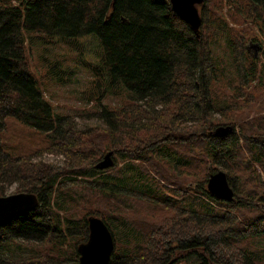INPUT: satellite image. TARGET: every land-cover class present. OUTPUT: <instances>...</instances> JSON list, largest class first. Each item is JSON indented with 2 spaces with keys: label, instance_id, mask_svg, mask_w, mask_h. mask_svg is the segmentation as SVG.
I'll list each match as a JSON object with an SVG mask.
<instances>
[{
  "label": "trees",
  "instance_id": "obj_1",
  "mask_svg": "<svg viewBox=\"0 0 264 264\" xmlns=\"http://www.w3.org/2000/svg\"><path fill=\"white\" fill-rule=\"evenodd\" d=\"M199 12L197 38L169 0H0V196L16 182L39 200L0 226V264L76 261L88 215L114 237L109 264H264V49L261 67L248 49L262 42L264 0ZM41 37L97 43L84 62L97 123L44 96L28 59ZM46 73L60 80L55 63ZM220 125L237 130L213 136ZM108 151L114 165L97 169ZM217 166L232 201L206 190Z\"/></svg>",
  "mask_w": 264,
  "mask_h": 264
},
{
  "label": "rangeland",
  "instance_id": "obj_2",
  "mask_svg": "<svg viewBox=\"0 0 264 264\" xmlns=\"http://www.w3.org/2000/svg\"><path fill=\"white\" fill-rule=\"evenodd\" d=\"M258 36L262 41L260 45L255 39L252 43L261 46L256 56V60L261 67L263 64L261 56L262 49H264V33H258ZM31 46L32 50L28 58L30 65L39 80L38 83L44 96L53 104L54 108L61 113L74 115L80 126L97 123L98 120L93 115V111H95L98 106L92 98L93 92L90 87L91 70L85 66V63H95L93 55L94 51L97 49V43L90 38L81 39L75 42V47L70 48L69 45L63 44L56 39L41 37L38 40L35 39ZM225 51L222 44L213 50L216 56L223 55ZM250 53L254 55L255 51L253 47H251ZM53 63H55V69L57 71L55 74L60 76L59 81L52 79L50 75L46 73V70ZM101 101L111 105H119L121 98L117 95L109 94ZM235 128L237 130V127ZM113 158L116 160V157L113 156ZM34 159L51 162L57 165H61L64 160L62 155L54 153L39 154L35 156ZM217 168V170L225 171L221 166H217ZM4 187L5 194L3 196L18 193L16 182L4 184ZM74 239L75 237H68L66 241L71 244ZM70 244H68V247L72 246ZM7 253L19 255V252L14 246L12 247V253Z\"/></svg>",
  "mask_w": 264,
  "mask_h": 264
},
{
  "label": "water",
  "instance_id": "obj_3",
  "mask_svg": "<svg viewBox=\"0 0 264 264\" xmlns=\"http://www.w3.org/2000/svg\"><path fill=\"white\" fill-rule=\"evenodd\" d=\"M174 13L189 25L195 36H200L202 18L199 5L204 0H169ZM254 48V57L257 56L258 44L250 42L249 51ZM235 129L233 125L217 126L212 132L213 136H225ZM114 165L113 152H106L96 163L97 169H107ZM206 190L210 196L224 201H232L234 190L229 184L225 171L212 172L206 181ZM39 205L36 194L32 192H18L7 196H0V226L15 217L29 211H33ZM88 226V238L77 245L78 258L76 261L64 262L62 264H109L115 243L114 237L104 220L95 215L86 218Z\"/></svg>",
  "mask_w": 264,
  "mask_h": 264
}]
</instances>
